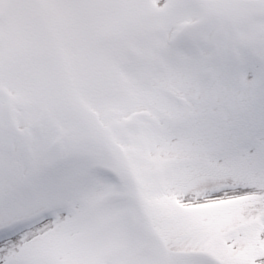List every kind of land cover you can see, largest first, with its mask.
Listing matches in <instances>:
<instances>
[{"label":"snow or ice","instance_id":"1","mask_svg":"<svg viewBox=\"0 0 264 264\" xmlns=\"http://www.w3.org/2000/svg\"><path fill=\"white\" fill-rule=\"evenodd\" d=\"M0 264H264V0H0Z\"/></svg>","mask_w":264,"mask_h":264}]
</instances>
